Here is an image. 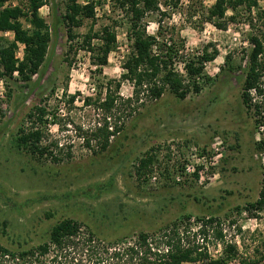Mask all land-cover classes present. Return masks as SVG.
Returning <instances> with one entry per match:
<instances>
[{"label":"rangeland","instance_id":"374dc122","mask_svg":"<svg viewBox=\"0 0 264 264\" xmlns=\"http://www.w3.org/2000/svg\"><path fill=\"white\" fill-rule=\"evenodd\" d=\"M12 1L13 6L25 7L23 1ZM87 1L94 5V16L81 19L73 29L72 42L59 17L65 13V0H47L39 10L50 27L51 6L59 19L38 84L37 76L27 86L18 80H0V245L11 251L36 247L48 241L55 223L71 218L84 225L81 234L56 257L51 248L40 258L44 264H94L107 255V243L111 244L108 254H119L115 263L143 264L140 256L127 250L136 245L139 233L148 234L154 248L160 228L189 215L190 239L196 235V243L203 244L211 257L219 256L226 243L236 245L243 256L262 252L264 210L250 216L243 209L258 199L260 191L264 155L255 150L254 143L264 137V123L255 129L254 118L242 105L245 76L236 68L244 67L251 36L264 44V5L257 4L250 13L242 7L227 9L226 18L234 20H225L226 29L220 30L206 20L215 0H180L175 7L170 0H158L161 13L145 14L141 21L148 35L156 36L160 21L166 39L183 42L180 59L196 58L204 49L216 50L217 56L204 64L203 75L196 80L201 87L198 94L192 92L180 100L165 92L158 100L143 98L142 104H132L131 115L129 110L121 115L120 134L104 153L93 155L79 136L84 129H95L100 118L91 107H83L81 100L94 97L108 81H121L120 96L131 97L132 87L123 81L122 66L132 38L127 4ZM20 22L29 29L27 18ZM104 27L114 32L116 41L99 74L94 72L93 54L82 50V40ZM2 37L13 40L11 32ZM99 44L92 41V45ZM22 51L19 45L21 57ZM228 55L235 68L232 74L222 70ZM261 59L264 64V55ZM63 91L76 94L72 106L61 99ZM42 98L49 110L58 108L56 115L61 119L60 128L48 126L50 140L63 145L54 151L62 160L58 163L37 160L15 146L27 113ZM146 155L153 156V163L137 174L138 162ZM209 216L219 218L220 225L208 228L202 242L198 232L202 222L197 219ZM86 227L97 240L89 241ZM217 228L224 235L222 241L212 233ZM0 264L28 263L0 258Z\"/></svg>","mask_w":264,"mask_h":264},{"label":"trees","instance_id":"16d2710c","mask_svg":"<svg viewBox=\"0 0 264 264\" xmlns=\"http://www.w3.org/2000/svg\"><path fill=\"white\" fill-rule=\"evenodd\" d=\"M12 0H0V6ZM25 3V7L7 6L0 10V32H11L13 40L8 41L0 38V80L20 81L26 86L37 76L38 84L43 76L41 71L49 50V43L53 29L60 17L65 25L67 36L70 42L75 39L74 28H78L82 18H93L94 5L88 3L81 6L77 0H65L66 10L62 16L57 17L54 7L51 6V14L54 17L51 27L39 15V10L45 6L47 0H20ZM121 6L127 4V12L130 19V36L132 38L131 50L123 62V81L130 83L132 87L131 97L123 99L119 92L121 81H108L101 85V91L94 97H84L81 102L83 107H91L97 112L99 121L96 122L95 129H84L81 141L85 148L93 155L104 153L110 146L112 140L123 130V113L129 110L131 115L132 104H142L143 98L147 100H158L165 92H170L176 98L183 100L189 93L198 94L201 90L197 79L203 75L204 64L213 61L217 56V51L208 52L202 50L201 55L187 60L180 59V52L184 44H180L172 38L166 39L163 34L161 22H157L156 36L146 33V29L141 22L145 14L159 12L158 0H119ZM172 6L178 5L180 0H170ZM260 0H215V3L208 9L206 20L217 29L225 30L227 21H233L234 17L226 18L227 9L236 10L239 7L249 12L252 8H257ZM264 1V0H262ZM164 15V13H163ZM264 15V11L262 13ZM27 18L29 29L23 27L20 19ZM93 40H98L99 45H92ZM116 41V36L108 27H104L99 33H87L82 40V50L93 54L92 64L96 67L94 72L101 73L102 67L107 65L108 55ZM250 48L246 51L244 67L236 69L244 74V81L241 90V101L246 112L254 118L255 129L263 126L264 123V44L261 39L251 36L249 39ZM19 45L23 47L22 58L16 56ZM73 47H70L71 50ZM183 62L185 69L184 78L174 71V62ZM225 67L222 69L228 74H232L234 67L230 64V56L225 57ZM208 81L209 78L205 77ZM185 81H188L185 84ZM63 102L72 106L77 101L76 94L68 95L66 91L62 93ZM256 97V99L253 98ZM66 99V100H65ZM47 100L42 98L39 103L33 106L26 115L25 122L20 126L15 138V146L18 150H24L37 160L51 161L58 163L62 161L54 152L55 149L62 148L63 145L57 139L50 140L48 126H62L61 119L56 115L58 108L49 110ZM1 115V112H0ZM122 115V116H121ZM50 116V117H49ZM50 118V119H49ZM255 150L264 155V137L254 143ZM58 148V151L61 149ZM67 153V158H70ZM153 163V156L146 155L138 162L137 174L143 172ZM261 182L258 199L247 203L244 207L250 216L264 210V166L261 167ZM236 211L240 208L236 207ZM191 216L186 215L181 219L165 225L155 234L156 247L148 243L149 235L139 233L135 246L128 248L129 252L140 256L143 264H230L238 261L239 264H264V242L262 252H256L253 256L240 255L236 245L232 243L224 244L221 254L211 257L203 244L196 243V235L190 239V232L187 227ZM199 234L206 240L208 228L219 226V218L209 216L199 218ZM82 224L65 218L55 223L49 232L48 241L26 250L11 251L0 245V258L12 261H21L28 264H44L40 258L47 255L51 248L54 256L74 242L81 234ZM89 241L97 240L96 235L86 227ZM211 230V229H209ZM214 237L223 240L222 230L217 228L212 230ZM193 240V241H192ZM111 246L106 244V256H103L94 264H117L116 251L107 253ZM258 251V250H257Z\"/></svg>","mask_w":264,"mask_h":264},{"label":"built area","instance_id":"2783aa9c","mask_svg":"<svg viewBox=\"0 0 264 264\" xmlns=\"http://www.w3.org/2000/svg\"><path fill=\"white\" fill-rule=\"evenodd\" d=\"M12 2L13 1H10L8 3H5L4 4L5 7H7V6H13V5H11ZM77 3L78 4L80 3V4H82L84 6V5L88 4V1L87 0H77ZM258 5H264V1H262V0L258 1ZM19 54L20 53H17L16 56H17V58L21 59L22 58L21 57V54H20V56H19ZM173 66H174V68L176 66H178V68H179L178 70L175 68L174 69L175 72H179L182 76H185L184 63L179 62L178 65H177V62H174ZM0 83H1V81H0Z\"/></svg>","mask_w":264,"mask_h":264},{"label":"crops","instance_id":"0c3cea01","mask_svg":"<svg viewBox=\"0 0 264 264\" xmlns=\"http://www.w3.org/2000/svg\"><path fill=\"white\" fill-rule=\"evenodd\" d=\"M3 33L2 32H0V35H2Z\"/></svg>","mask_w":264,"mask_h":264}]
</instances>
